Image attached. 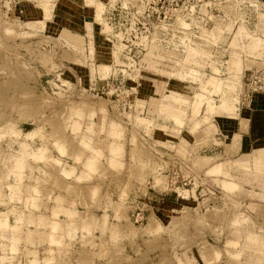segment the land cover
Here are the masks:
<instances>
[{"label": "rangeland", "instance_id": "1", "mask_svg": "<svg viewBox=\"0 0 264 264\" xmlns=\"http://www.w3.org/2000/svg\"><path fill=\"white\" fill-rule=\"evenodd\" d=\"M84 1L97 10L93 37L90 25L86 27L89 48L88 38L70 46L58 35L33 28L15 14L18 0H0V125L6 127L7 139L16 140L18 157L38 161L36 154L51 157L57 151L81 172L85 158L97 156L99 161L93 179L80 187L83 191L95 183L100 194H108L104 197L111 209L107 216L99 210L75 213L86 227L91 220L96 222L94 231L80 224L73 228L91 236L95 244L90 249L96 255L82 261L187 264L189 258L209 254L213 264H264V153L227 160L214 151L199 150L198 143L210 137L202 133L209 127L202 96L185 107L200 93V81L191 79L190 72L209 74L208 64L221 55L226 60L229 54L234 76L264 67L262 55L247 53L254 49L243 55L237 50L248 23L237 25L227 19L236 9L226 0H123V11L115 13L111 30L100 17L102 5ZM242 1L238 11L242 20H248L244 18L250 9ZM43 8L48 19L49 8ZM229 43L231 50H222ZM243 83L235 94L236 104ZM213 88L219 90V83L214 82ZM212 106H207L208 115L232 110L226 102ZM23 124H31L24 130L31 133H11ZM181 133L189 144L196 142L193 147L180 139ZM54 140L59 145L52 147ZM110 144L119 151H108ZM110 156H117L118 167H108ZM168 195L194 206L165 213L183 220L177 231L155 223L154 205H162L159 198ZM104 217L106 223L99 229ZM211 221L217 226L211 227ZM28 222L35 228L41 224V220ZM206 222L207 231L219 237L202 235ZM0 229H8L6 221L0 220ZM87 230L88 236L81 233ZM13 232L17 248L20 235L26 242L39 236L28 228ZM78 240L76 248L69 241L68 251L60 253L64 264L76 262L74 253L84 248ZM37 258L31 264H39ZM18 261L26 264L22 256Z\"/></svg>", "mask_w": 264, "mask_h": 264}, {"label": "crops", "instance_id": "2", "mask_svg": "<svg viewBox=\"0 0 264 264\" xmlns=\"http://www.w3.org/2000/svg\"><path fill=\"white\" fill-rule=\"evenodd\" d=\"M18 1V9L15 14L23 18L27 23L33 25V28H40L41 32L43 31L47 35H58L64 43L70 46H76L81 43L83 39L88 38V30L86 27L90 25L91 35L93 37L94 23L97 24V10L95 4L86 5L84 0ZM94 1L102 5L100 17L103 16L106 28L112 30L113 27H111V25L113 24L112 20L114 16H116L119 11H123V0ZM244 1L248 3L246 6L250 9L246 14L248 15L247 18H244L248 20H242L238 11L240 9V4L244 3L242 0L225 1V3H231L236 9L234 12L235 16H227V19H234V24L236 23L237 25L248 23L247 26H244L246 28L243 29V32H241L242 36L239 37L237 50L243 55L247 50L254 49L253 52L247 53L259 54L264 58V0ZM118 3L121 4L118 6ZM44 5L49 8L50 15L48 19L45 18ZM242 17H245V15ZM40 23L43 24L41 25ZM240 26L236 27L235 33L239 31L238 29ZM63 33H66L64 34L66 37L62 36ZM104 41L110 42L106 37ZM87 46L89 48V38ZM227 47V49L222 50L225 52H228V50L230 51V43ZM89 55L90 54H88V56ZM223 55L215 61H211L210 63L208 61V67L211 69L209 74L206 73V70L198 74L200 76L196 75L197 72L195 73V71L190 72V75L193 76L191 79L198 78L200 81V93H197L191 98L193 101L188 99V106H184L192 107L193 104H195L196 96H202L201 106L205 104L203 116L206 120V124L208 123L209 125V127L206 125L207 127H205L202 133L204 136L208 134L210 137H208L203 144L198 143L197 147L199 150L205 148L208 151H214L216 156H220L227 160L237 157H245L246 159L247 156H251L255 152L261 151L264 153V94L253 95L251 100L243 105L236 104L235 94L242 83L244 70L239 76H234L233 69L230 70L228 65L229 54H227L228 59L226 60L222 59ZM202 82L206 85L202 86ZM214 82L219 83V90L217 91L213 88ZM137 87H140V84ZM138 94L141 98L140 90ZM176 94L180 95L179 93ZM209 99L212 100V104L221 102L223 105V103L226 102L232 110L227 112L222 111V113L220 112L215 115H213V112L208 115L207 106L208 104L212 106L208 101ZM201 106L199 111L202 109ZM23 125L25 126L24 128L10 132L14 133V135L20 134L25 136L31 133L30 131L24 133L26 126L31 124ZM7 135L6 127H1L0 125V220L3 223L6 221L8 226V229H0V264H17L16 260L18 261L19 256L25 259L26 264H31L34 257H38L36 255L38 254V250L39 257H41L37 258L39 264H64V260H62L59 255L60 253L63 254L68 251L66 247L67 245L69 246V241L71 242L70 246H76V241H74L76 237L80 238V241L84 244V248L74 253L76 262L73 264H89L82 260L90 261L91 257L96 255V252L90 249L92 245L95 247L92 237L83 236L76 232L77 229L74 230L73 228L79 226V224L82 225V227L90 228V230L91 227H96V222L91 224L92 220L87 227L84 226L81 216L75 215V213L80 214V210H84V212L87 211L90 214L95 212V210H99L100 214L106 213L105 215L107 216L109 213L108 210L111 209L107 197H104V195L108 194L106 192H101L100 194V189H97L95 183L92 186L89 184L87 188L83 190L84 192L82 191V187H80L82 182H89L93 177V171L98 169L99 161H96L97 156H89L82 161L81 167L82 170H84L83 172L79 170L80 168L76 169L72 160H67L69 157H65L57 151H55V155L51 157L49 155L37 156V154L35 155V153H33V156L35 155L37 159L39 158L38 161L33 160L34 158L31 156L27 157V160H25L22 154L18 157L19 147L15 142L16 140L9 138L8 140L6 137ZM180 136V139L184 143L189 144L185 135L181 133ZM167 140L168 139L165 141ZM74 142L78 144L77 141ZM157 142L161 143V141L158 140ZM195 143L192 142L189 145L193 147ZM20 144L23 143H19V145ZM58 145L59 144L54 140L52 147ZM111 145L112 144L106 147L108 151L110 150L114 154L119 151L117 148L113 149ZM73 157L76 159L75 156ZM107 160L109 168L113 169L118 167L116 166L118 165L117 156H110ZM249 163L252 162H248V164ZM211 169L213 170L214 167ZM89 191L90 198L88 197ZM96 195L97 198L103 196V200L96 199ZM159 200L162 201V205H154L157 213L155 223L163 229L172 228L174 231H177V229L181 228V223L183 222V220L176 221L173 219L174 217L172 215L168 216L165 213H180L185 210L194 209L193 205H189L190 203L183 199L179 200L177 196L174 198L172 195H168L167 197L159 198ZM96 214L97 213H95V216ZM103 216L104 215H101V218ZM29 219L35 223L41 220V224L37 223L40 227L35 228L28 222ZM105 220L106 217H104V221L101 219L102 227H98L100 224L97 225L99 229L103 228L106 223ZM203 226H205V230L203 229V233H201L202 235H206V238L211 239L210 236H220V234H213L207 231V222ZM210 226L213 227L217 225H214L213 221H211ZM20 227L32 229L34 232L36 231L37 234H35L39 236H34L30 242H26L25 237L20 235V242L17 248L14 241L18 238L14 235L13 228L19 229ZM93 229L91 231H94ZM81 233L87 235L89 232L87 230ZM183 236L186 237V235ZM84 238L86 239L84 240L86 243L81 240ZM206 241L208 240L206 239ZM212 257L213 256L209 254H205V256L200 259L198 257L189 258L187 264H213ZM230 264L234 263L232 262Z\"/></svg>", "mask_w": 264, "mask_h": 264}, {"label": "built area", "instance_id": "3", "mask_svg": "<svg viewBox=\"0 0 264 264\" xmlns=\"http://www.w3.org/2000/svg\"><path fill=\"white\" fill-rule=\"evenodd\" d=\"M243 86L238 94L240 102L243 105L251 100L255 94H264V67L261 69L246 70L243 75Z\"/></svg>", "mask_w": 264, "mask_h": 264}]
</instances>
